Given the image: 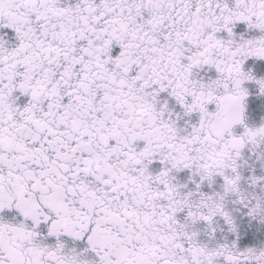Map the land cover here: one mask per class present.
<instances>
[{"label": "snow or ice", "instance_id": "1", "mask_svg": "<svg viewBox=\"0 0 264 264\" xmlns=\"http://www.w3.org/2000/svg\"><path fill=\"white\" fill-rule=\"evenodd\" d=\"M0 264H264V0H0Z\"/></svg>", "mask_w": 264, "mask_h": 264}]
</instances>
